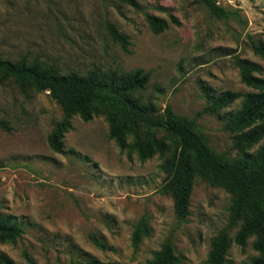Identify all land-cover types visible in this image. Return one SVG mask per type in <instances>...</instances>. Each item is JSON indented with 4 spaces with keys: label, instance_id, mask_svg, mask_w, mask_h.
I'll return each mask as SVG.
<instances>
[{
    "label": "rangeland",
    "instance_id": "374dc122",
    "mask_svg": "<svg viewBox=\"0 0 264 264\" xmlns=\"http://www.w3.org/2000/svg\"><path fill=\"white\" fill-rule=\"evenodd\" d=\"M136 1L137 8L118 0H0V56L38 60L63 74L142 69L150 75L144 97L159 115L169 106L194 120L212 151L236 157L219 117L203 113L206 91H251L236 59L258 65L264 77V60L252 51L264 45V0H217L236 12L228 20L212 18L193 0ZM146 14L172 16L179 25L154 34ZM108 25L129 38L127 50L113 42ZM61 116L48 92L23 93L12 80L0 84V121L10 128L0 129V219L23 230L15 243L0 244V256L12 264H146L169 239L181 264H207L211 239L228 223L229 194L196 177L190 215L178 221L171 197L160 192L162 159L141 162L120 150L102 116L74 117L64 151L54 153L47 135ZM141 218L149 235L133 247ZM252 242H232L225 264H250L257 257Z\"/></svg>",
    "mask_w": 264,
    "mask_h": 264
},
{
    "label": "trees",
    "instance_id": "16d2710c",
    "mask_svg": "<svg viewBox=\"0 0 264 264\" xmlns=\"http://www.w3.org/2000/svg\"><path fill=\"white\" fill-rule=\"evenodd\" d=\"M137 8L136 0H118ZM216 20L235 17V11L222 7L217 0H193ZM146 23L154 34L179 25L176 18L165 20L145 15ZM113 42L123 50L129 46V38L113 25H108ZM253 53L264 60V45H253ZM242 84L250 92L224 91L212 95L206 91L207 105L203 113L216 115L222 121L223 130L231 134L236 157L212 151L195 131L194 120L178 116L167 106L158 114L150 98L144 97L150 75L142 69L119 73L95 68L82 75L76 72L61 73L55 65L38 60L29 62L21 58L16 62L0 56V84L12 80L18 89L48 92L61 109L62 116L53 123L47 135V143L54 153L64 151V136L72 129L71 120L79 117L89 122L102 116L108 126V139L120 150L135 153L141 162L158 156L165 173L160 192L169 195L178 221L190 215V196L194 179L200 177L211 186L222 188L230 196L228 223L211 239L207 264H225V256L231 243L243 246L253 238L252 249L257 257L250 264H264V77L261 68L247 60H235ZM240 100L236 111L222 113ZM0 129L10 131L8 124L0 121ZM258 146L251 153V149ZM4 167L0 161V169ZM237 228L233 237L231 231ZM23 230L7 219H0V244L15 243ZM149 235V228L141 218L132 235V246ZM103 247L101 243H96ZM172 242L165 240L160 249L146 264H181ZM0 264H12L0 256ZM71 264H105L91 259Z\"/></svg>",
    "mask_w": 264,
    "mask_h": 264
}]
</instances>
